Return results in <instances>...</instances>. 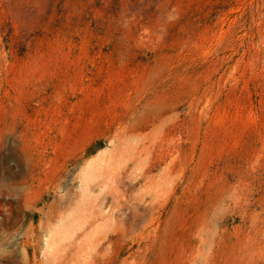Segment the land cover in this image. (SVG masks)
I'll return each instance as SVG.
<instances>
[{
	"label": "rangeland",
	"instance_id": "1",
	"mask_svg": "<svg viewBox=\"0 0 264 264\" xmlns=\"http://www.w3.org/2000/svg\"><path fill=\"white\" fill-rule=\"evenodd\" d=\"M0 264H264V0H0Z\"/></svg>",
	"mask_w": 264,
	"mask_h": 264
}]
</instances>
